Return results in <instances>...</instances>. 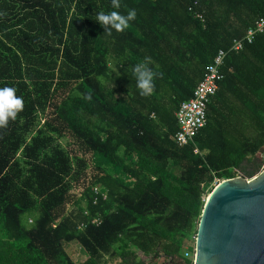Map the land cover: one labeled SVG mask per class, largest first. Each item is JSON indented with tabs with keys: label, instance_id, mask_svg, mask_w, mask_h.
Instances as JSON below:
<instances>
[{
	"label": "trees",
	"instance_id": "1",
	"mask_svg": "<svg viewBox=\"0 0 264 264\" xmlns=\"http://www.w3.org/2000/svg\"><path fill=\"white\" fill-rule=\"evenodd\" d=\"M117 2L0 0V87L24 100L0 128V264H144L136 251L193 264L183 251L204 186L262 171L264 34L228 54L195 144L173 138L181 104L218 53L264 20V0ZM131 9L123 32L97 21ZM145 58L157 73L147 97L132 74ZM94 187L108 199L95 204ZM74 242L84 262L68 254Z\"/></svg>",
	"mask_w": 264,
	"mask_h": 264
},
{
	"label": "water",
	"instance_id": "2",
	"mask_svg": "<svg viewBox=\"0 0 264 264\" xmlns=\"http://www.w3.org/2000/svg\"><path fill=\"white\" fill-rule=\"evenodd\" d=\"M194 264H264V172L224 180L209 194Z\"/></svg>",
	"mask_w": 264,
	"mask_h": 264
},
{
	"label": "built area",
	"instance_id": "3",
	"mask_svg": "<svg viewBox=\"0 0 264 264\" xmlns=\"http://www.w3.org/2000/svg\"><path fill=\"white\" fill-rule=\"evenodd\" d=\"M195 5L197 6V3ZM190 11H194L193 6L190 8ZM197 18L204 21L201 14H197ZM263 34L264 20L258 21L252 28H250L245 38L235 40L229 51L221 50L214 58L213 62L207 67L203 79L194 91L193 97L190 100L183 102L177 112L176 117L179 129L173 139L178 146L185 147L190 144H195V138L200 131L205 128L209 106L220 91L221 82L224 79L223 68L228 54L231 52H241L244 50L246 43L252 44L258 36ZM196 152H200L197 146ZM216 182L218 185L222 181L217 180ZM92 192L95 195V204L99 202L100 198L103 200L108 199V191L103 188L94 187ZM88 214L89 213L86 212V215ZM92 223L99 225L101 221L96 218ZM80 227L85 228V224H82ZM191 247L192 249H188L184 253V259L189 260L194 264L196 256V241Z\"/></svg>",
	"mask_w": 264,
	"mask_h": 264
},
{
	"label": "clouds",
	"instance_id": "4",
	"mask_svg": "<svg viewBox=\"0 0 264 264\" xmlns=\"http://www.w3.org/2000/svg\"><path fill=\"white\" fill-rule=\"evenodd\" d=\"M114 6L119 7L117 0H113ZM135 9L128 11L127 15H122L117 11L110 13L101 12L97 16V21L101 24L109 35L112 30L123 32L130 25L131 21L136 19ZM150 58H145L143 62L137 63L132 74L136 80V87L141 96L147 97L154 93V79L157 73L149 67ZM16 89L13 87H0V128H6L10 120H15L24 108L23 97L16 95Z\"/></svg>",
	"mask_w": 264,
	"mask_h": 264
},
{
	"label": "rangeland",
	"instance_id": "5",
	"mask_svg": "<svg viewBox=\"0 0 264 264\" xmlns=\"http://www.w3.org/2000/svg\"><path fill=\"white\" fill-rule=\"evenodd\" d=\"M44 123V122H43ZM63 144L65 147H67V149L69 150H72L73 148V144L72 142L68 139V140H65L63 141ZM257 160L259 162H262V165H263V168H262V171L255 175L254 178L256 177H259L263 172H264V149H262L256 156ZM90 172H94L96 173V169H95V166H93L91 164L90 168H89ZM239 177H241L242 179H245V180H252V179H248V178H244V176L239 173ZM238 177V178H239ZM122 178L124 180H128V177L125 176V174L122 175ZM217 186V182L215 181L213 184L211 185H205L204 186V191H205V200L207 199V197L209 196V194L212 193V191L216 188ZM76 193H77V190H76ZM33 220V218H30ZM29 224H31V222H29ZM196 238H197V235L195 233L191 234L188 236V241H187V244L188 246H193L195 244V241H196ZM188 249L186 248L183 253H185ZM67 252L68 254L70 255V257L77 263H81V262H84L86 259H87V255L85 254L83 248L81 246H79L77 243H72L69 248L67 249ZM137 256H138V259L139 261H142L144 264H178L177 262H166V261H163L161 258H156L155 256L151 257H147L145 255H143L142 253L140 252H137ZM106 262L108 264H121V260L116 258V257H111L109 258L108 260H106Z\"/></svg>",
	"mask_w": 264,
	"mask_h": 264
},
{
	"label": "crops",
	"instance_id": "6",
	"mask_svg": "<svg viewBox=\"0 0 264 264\" xmlns=\"http://www.w3.org/2000/svg\"><path fill=\"white\" fill-rule=\"evenodd\" d=\"M175 262H177L178 264H185L184 260L183 261L179 260V261H175Z\"/></svg>",
	"mask_w": 264,
	"mask_h": 264
},
{
	"label": "flooded vegetation",
	"instance_id": "7",
	"mask_svg": "<svg viewBox=\"0 0 264 264\" xmlns=\"http://www.w3.org/2000/svg\"><path fill=\"white\" fill-rule=\"evenodd\" d=\"M175 260H176V261H179V260H181V259H180V257H176V259H175Z\"/></svg>",
	"mask_w": 264,
	"mask_h": 264
},
{
	"label": "bare ground",
	"instance_id": "8",
	"mask_svg": "<svg viewBox=\"0 0 264 264\" xmlns=\"http://www.w3.org/2000/svg\"><path fill=\"white\" fill-rule=\"evenodd\" d=\"M83 195V194H82ZM86 223V222H85Z\"/></svg>",
	"mask_w": 264,
	"mask_h": 264
}]
</instances>
